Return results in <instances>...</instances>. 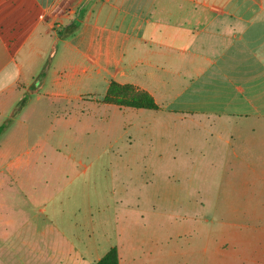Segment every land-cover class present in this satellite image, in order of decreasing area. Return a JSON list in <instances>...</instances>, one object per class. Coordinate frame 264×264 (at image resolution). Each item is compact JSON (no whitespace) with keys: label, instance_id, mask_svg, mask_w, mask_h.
<instances>
[{"label":"crops","instance_id":"obj_1","mask_svg":"<svg viewBox=\"0 0 264 264\" xmlns=\"http://www.w3.org/2000/svg\"><path fill=\"white\" fill-rule=\"evenodd\" d=\"M111 82L146 92L159 109L108 116L106 104L88 102L83 116L57 115L60 101L101 97ZM42 104L79 124L68 128L71 139L96 140L126 166L140 146L163 154L165 134L150 119L193 124L197 130L179 137V154L195 156L181 171L189 178L204 164L229 171L230 210L200 249L181 239L190 231L182 219L197 220L188 213L172 235L178 245L169 246L161 227L158 244L146 248L131 213L119 210L122 200L110 196L113 210L99 211L102 197L87 186L48 195L33 173L19 181L30 209L0 212V264H94L112 247L118 264H139L144 254L180 264H264V0H0V125L12 121L0 137V162L11 172L36 168L33 154L44 151L37 142L18 146L35 133L27 122ZM140 118L147 125L133 121ZM229 153L236 163L220 162ZM9 154L20 157L3 163ZM69 159L73 170L89 171L91 162ZM160 219L163 226L168 218Z\"/></svg>","mask_w":264,"mask_h":264},{"label":"rangeland","instance_id":"obj_2","mask_svg":"<svg viewBox=\"0 0 264 264\" xmlns=\"http://www.w3.org/2000/svg\"><path fill=\"white\" fill-rule=\"evenodd\" d=\"M110 85L111 83L101 97L80 93L76 101L72 103L66 104L60 101L57 115L60 118H66L68 115L83 116L86 113L85 104L88 102L106 104V114L114 115L115 110L124 108L103 102ZM132 88L121 90L113 87L112 89L117 91L116 93L120 96L128 94L136 96L137 89ZM53 109L45 104L35 107L31 113L32 119L27 122V126H31L35 133L28 132V136L22 139L23 142L18 143V146L22 148L21 151L33 146L36 142L44 146V151L41 154H33L36 168L22 170L19 174V171L11 172L5 166L3 167L0 162V212L17 210L20 207L23 210L30 209L23 196L26 194L27 186L21 187L19 181L27 182L28 179L31 180L29 175L35 173L36 175L32 179L34 178L36 187L48 195H70L74 192L77 194L79 188L83 185L87 186V192L92 197H102L97 205L99 211L113 210L112 204L109 203L110 196L116 197L118 201L122 200L124 208H119V210L131 213V219L133 218L134 223H137L133 229L138 235V240L143 241L146 248L148 246L152 248L158 244V233L161 227L165 231L166 242L169 243V246L178 245L179 239L174 240L172 235L178 231L182 213L183 215L188 213L190 217H197V220L182 219L183 228L190 230L189 234L185 236L186 239L181 238L182 241L186 240L188 248L200 249L205 243L208 244L216 224L230 210L229 203L226 202L228 187L225 185L229 171L216 169L210 164H204L203 170L188 172L193 175L190 178L187 177V172L181 171V163H186V159L194 160L195 158V156L180 155L178 150V142L182 135L197 130L193 124H182L179 121L166 118L162 120L150 119L149 125L157 132L161 131L165 134L163 154L158 158L153 156L152 152H148L146 147L140 146L137 149L140 158H133L126 166L117 159L115 152L105 151L106 147L102 144L95 146L93 141L96 140H90L83 136L76 140L71 139L68 136L70 134L68 128L71 129L72 125L78 126L79 124L74 121L63 122L54 118V112L50 114ZM133 121L140 127L147 125V123H142L141 118ZM147 121L145 120V122ZM201 129L203 127L198 130ZM135 130L138 131L137 128ZM195 141L199 140L192 137L191 142L195 143ZM69 154L81 160L86 166L91 162L89 171L84 172L83 167L73 170ZM25 156L22 158L24 159ZM16 157L20 156L9 154L3 163ZM217 157L220 162L224 163L225 161L228 164H235L237 160L231 153ZM155 158L159 160L155 162ZM232 172L230 171V173ZM238 175L239 172L236 171L235 178ZM136 199H140L139 206L134 207L133 211H128L126 207L134 206ZM256 204L258 207L259 203ZM139 214L144 218H140ZM151 216H155V219ZM162 217L168 219L165 220L163 226H161L162 224L158 226L157 222L162 221L160 219ZM139 264H180V261L178 262L175 257L166 256L163 258L160 254H155V257L147 259L144 254L140 256Z\"/></svg>","mask_w":264,"mask_h":264},{"label":"trees","instance_id":"obj_3","mask_svg":"<svg viewBox=\"0 0 264 264\" xmlns=\"http://www.w3.org/2000/svg\"><path fill=\"white\" fill-rule=\"evenodd\" d=\"M61 36L63 37L62 34H60V37ZM113 87L120 88L121 90L125 88H132V86L130 85L120 86L117 83L111 82V85L103 99V102L115 105L119 108L143 109L151 111H156L159 109V107L154 102L153 98L144 91L137 90L136 96H131L130 94H128L127 96H120V94L116 93L117 91H114V89H112ZM11 122L12 121L9 120L0 125V137L7 129V127L11 124ZM94 264H118L117 249L115 247H112L100 260H98Z\"/></svg>","mask_w":264,"mask_h":264}]
</instances>
